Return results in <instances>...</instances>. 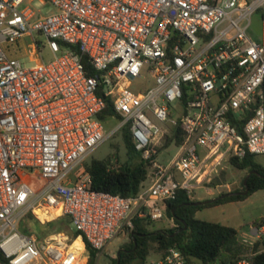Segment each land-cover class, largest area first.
I'll return each instance as SVG.
<instances>
[{"label":"built area","instance_id":"2783aa9c","mask_svg":"<svg viewBox=\"0 0 264 264\" xmlns=\"http://www.w3.org/2000/svg\"><path fill=\"white\" fill-rule=\"evenodd\" d=\"M34 2L0 0V264H90L87 243L100 258L134 219L162 221L179 190L214 191L231 158L264 156V20L260 41L248 32L264 0H41L49 16ZM28 39L32 66L10 54ZM127 126L153 160L150 186L130 198L93 190L82 164ZM179 129L182 144L166 147ZM23 212L69 218L84 249L23 233ZM153 264L191 263L171 248Z\"/></svg>","mask_w":264,"mask_h":264},{"label":"trees","instance_id":"16d2710c","mask_svg":"<svg viewBox=\"0 0 264 264\" xmlns=\"http://www.w3.org/2000/svg\"><path fill=\"white\" fill-rule=\"evenodd\" d=\"M88 68V57L84 58ZM108 106L101 115L103 120L114 115L111 101L107 99ZM124 144L127 148L129 159L118 167H112L111 160H90L85 164L92 180V188L98 192L121 195L126 198L136 197L142 191L145 182L149 178L150 167L153 160H143L134 148L129 126L122 131ZM184 140L182 131L179 129L174 138H168L166 147L172 142L181 145ZM135 158V159H133ZM230 163L237 169L256 171L248 180L250 192L248 195H230L242 193L240 191L224 193L228 196L214 202L200 206L193 205L200 202L184 190H179L174 200L165 204L166 216L175 223L174 228L165 230H152L153 222L144 219H134L133 227H127L130 233V242L123 249L112 264H145L151 255L153 245L165 257L169 249L178 248L186 256L191 264H239L248 261L250 264H264V236L262 239L248 244L239 239V230L230 225L216 222L199 220L196 218L198 211L217 207L230 202H238L250 195L264 191V165L259 163L257 157L249 154L240 160L231 158ZM217 177L211 185H219ZM247 186L244 184V192ZM219 195V196H221ZM218 196V197H219ZM67 225L71 224L69 218L64 217ZM254 226L258 229L264 227V217L258 220ZM186 227V228H185ZM74 239H78L79 232L73 233ZM89 263L92 264L97 258L98 252L87 243Z\"/></svg>","mask_w":264,"mask_h":264},{"label":"rangeland","instance_id":"374dc122","mask_svg":"<svg viewBox=\"0 0 264 264\" xmlns=\"http://www.w3.org/2000/svg\"><path fill=\"white\" fill-rule=\"evenodd\" d=\"M34 6L42 12L43 16H49L57 12L56 7L52 4L43 5L41 0H35ZM264 20V9L256 12L252 16L251 26L249 28V35L256 41H260L262 36V23ZM37 39L43 43H46L44 37H37ZM33 43V40H25L24 42L12 46L10 54L12 56L19 57L28 66L35 65L30 61V55L28 53L29 45ZM43 55L46 61L53 59L54 55L52 51L46 47L43 51ZM118 121L113 118L106 120V128L109 133H112L114 129L118 127ZM179 152L178 148L172 146L168 151L164 152L160 156V162L167 164L174 156ZM111 160L112 167H118L129 159L127 148L124 144L122 133H116L110 136L101 146L95 149L89 158L82 164H85L90 160ZM135 159V158H133ZM259 163L264 165V156L257 157ZM86 168V167H85ZM249 175V170H240L235 168L230 161L226 162L224 169L220 174L219 187L215 191H211L214 198L224 193L231 192H244V181ZM150 180L145 182V187H149ZM34 186H43L44 182L36 180L33 183ZM218 186V185H217ZM217 186L211 185L216 188ZM207 192L204 188H201L194 194V198L198 199L202 195H206ZM197 219L216 222L224 225H230L240 230L239 239L244 242L243 236L251 235L252 227L254 224L264 217V191L254 193L246 199L238 202H230L217 207L206 208L200 210L197 215ZM175 223L166 216L162 221L153 223L152 230H165L174 228ZM19 229L25 234L33 235L39 242L44 243L48 240L55 239L61 234L74 238L73 233L76 228L70 224L67 225L65 218L53 219L42 223L39 221L32 212H23L21 220L19 222ZM247 239L255 242L257 239L246 237ZM130 242V233L125 228L104 250L101 257H97L92 264H112L113 260L118 257V253L123 249L124 245ZM160 253L156 249V245H153L151 255L148 257L145 264H153ZM197 264H202L197 262Z\"/></svg>","mask_w":264,"mask_h":264},{"label":"water","instance_id":"95a60500","mask_svg":"<svg viewBox=\"0 0 264 264\" xmlns=\"http://www.w3.org/2000/svg\"><path fill=\"white\" fill-rule=\"evenodd\" d=\"M253 174H257V172H256V171H251V172L249 173V175L247 176V178H246L245 181H244V184H245L246 186L248 185V180H249V178H250L251 175H253ZM249 192H250V189H249V187L247 186L245 192H243V193H232V194H230V195H237V194L248 195ZM227 196H228L227 194H225V195H221V196H219V197H217V198H214V199H211V200L196 202V203H194L193 205H195V206H200V205H203V204H207V203H210V202L217 201V200H219V199H224V198H226ZM185 228H186V227H185ZM122 251H125V249H121V250L119 251V253H118V256H119V257H120V254H121Z\"/></svg>","mask_w":264,"mask_h":264},{"label":"bare ground","instance_id":"6f19581e","mask_svg":"<svg viewBox=\"0 0 264 264\" xmlns=\"http://www.w3.org/2000/svg\"><path fill=\"white\" fill-rule=\"evenodd\" d=\"M41 218H44L45 220H49V218H45L44 214L40 211H38L37 213ZM74 248H76L79 252L82 251L83 249V243H82V240L81 239H78L75 241L74 243Z\"/></svg>","mask_w":264,"mask_h":264},{"label":"crops","instance_id":"0c3cea01","mask_svg":"<svg viewBox=\"0 0 264 264\" xmlns=\"http://www.w3.org/2000/svg\"><path fill=\"white\" fill-rule=\"evenodd\" d=\"M215 191V190H214ZM207 192V194L206 195H202L201 197H199L197 200H200V201H207V200H211V199H214V196H212V194H211V192H208V191H206ZM217 198V197H216ZM199 212V211H198ZM197 212V213H198ZM197 215V214H196ZM197 218V217H196ZM236 228V227H235ZM253 228H256V227H252V231H251V233L253 232ZM237 230H239L238 228H236ZM239 232H240V230H239ZM80 239V238H79ZM78 240V239H77ZM76 241V240H75ZM83 243V242H82ZM83 249H84V244H83ZM82 249V250H83Z\"/></svg>","mask_w":264,"mask_h":264}]
</instances>
